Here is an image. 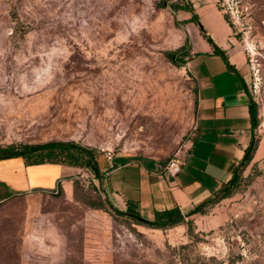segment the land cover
I'll return each instance as SVG.
<instances>
[{
  "label": "rangeland",
  "instance_id": "1",
  "mask_svg": "<svg viewBox=\"0 0 264 264\" xmlns=\"http://www.w3.org/2000/svg\"><path fill=\"white\" fill-rule=\"evenodd\" d=\"M206 2L243 53L221 0H0V148L74 142L94 150L100 170L70 167L62 188L0 203V264H264V0H238L261 79L249 90L257 149L238 191L155 230L116 215L125 207L106 183L115 159L163 166L184 155L198 29L183 8L199 20ZM182 47L177 63L166 57Z\"/></svg>",
  "mask_w": 264,
  "mask_h": 264
},
{
  "label": "crops",
  "instance_id": "2",
  "mask_svg": "<svg viewBox=\"0 0 264 264\" xmlns=\"http://www.w3.org/2000/svg\"><path fill=\"white\" fill-rule=\"evenodd\" d=\"M196 13L205 34L224 52V58L213 54L197 27L194 55L189 61L197 88L196 117L180 158V173L169 177L163 172L165 164L151 159H115L105 174L116 204L122 209L128 201L136 203L146 220L156 211L174 208L185 219L192 216L231 178L250 140V78L243 53L213 4L204 3ZM71 169L48 163L26 166L21 158L1 160L0 195L54 191L63 187V178Z\"/></svg>",
  "mask_w": 264,
  "mask_h": 264
},
{
  "label": "trees",
  "instance_id": "3",
  "mask_svg": "<svg viewBox=\"0 0 264 264\" xmlns=\"http://www.w3.org/2000/svg\"><path fill=\"white\" fill-rule=\"evenodd\" d=\"M183 10L192 13L190 22L198 27L202 37L212 47L213 54L224 58V52L220 50L211 38L205 34L196 15L193 13L192 8L189 6L188 8H183ZM183 50L184 48L182 47L180 49L167 52L166 57L171 62L177 63V56L181 54ZM248 111L250 118V140L244 149L242 160L239 162L238 167L233 172L231 178L222 186L220 191L215 194L211 200L204 202L200 207L194 210L193 214L203 213L206 206H212L223 199L230 198L240 188L243 180L241 173L252 161L257 149V142L251 137V132L254 131L259 124L258 108L251 97L249 98ZM11 158H21L26 166L48 163L75 168H85L89 170L94 177H100V170L94 150L83 148L74 142H49L42 145H23L18 148H0V161ZM8 197L9 195L2 198L0 195V201ZM113 211L116 215L127 218L134 224L149 229L165 230L185 223V218L182 216L178 208L156 211L154 212L151 220L142 218L138 213L137 204L132 201L125 203L124 210L113 208Z\"/></svg>",
  "mask_w": 264,
  "mask_h": 264
},
{
  "label": "built area",
  "instance_id": "4",
  "mask_svg": "<svg viewBox=\"0 0 264 264\" xmlns=\"http://www.w3.org/2000/svg\"><path fill=\"white\" fill-rule=\"evenodd\" d=\"M225 9L224 12L229 17V23L232 26V29H235L237 32L241 33V41L243 43V53L246 57L247 70L251 78L250 91L252 95H256L259 91L261 84V79L259 76L258 62H257V51L255 46L248 40L247 34L249 33L250 27L241 22V12L238 6V0H230V4L227 0H221ZM107 161H111L113 156L111 152L105 154ZM182 167V161L179 157L170 159L163 167V172L169 177H175L180 173Z\"/></svg>",
  "mask_w": 264,
  "mask_h": 264
}]
</instances>
